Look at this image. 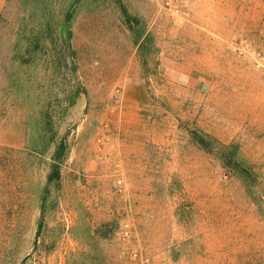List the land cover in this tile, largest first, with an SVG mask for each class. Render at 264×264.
Listing matches in <instances>:
<instances>
[{"label":"rangeland","instance_id":"1","mask_svg":"<svg viewBox=\"0 0 264 264\" xmlns=\"http://www.w3.org/2000/svg\"><path fill=\"white\" fill-rule=\"evenodd\" d=\"M6 0L0 264H264V0Z\"/></svg>","mask_w":264,"mask_h":264},{"label":"built area","instance_id":"2","mask_svg":"<svg viewBox=\"0 0 264 264\" xmlns=\"http://www.w3.org/2000/svg\"><path fill=\"white\" fill-rule=\"evenodd\" d=\"M165 7L174 19L177 25H182L185 20V11H182V6L187 5V0H164Z\"/></svg>","mask_w":264,"mask_h":264},{"label":"crops","instance_id":"3","mask_svg":"<svg viewBox=\"0 0 264 264\" xmlns=\"http://www.w3.org/2000/svg\"><path fill=\"white\" fill-rule=\"evenodd\" d=\"M6 4V0H0V14L2 13L4 6Z\"/></svg>","mask_w":264,"mask_h":264}]
</instances>
